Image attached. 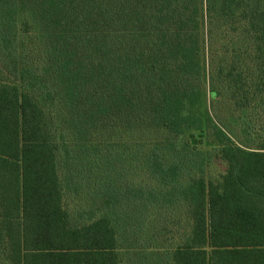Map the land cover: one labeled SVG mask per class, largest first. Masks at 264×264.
Wrapping results in <instances>:
<instances>
[{
    "label": "trees",
    "instance_id": "obj_1",
    "mask_svg": "<svg viewBox=\"0 0 264 264\" xmlns=\"http://www.w3.org/2000/svg\"><path fill=\"white\" fill-rule=\"evenodd\" d=\"M204 139L216 181L186 170ZM142 234L163 264H264V0H0V264H124Z\"/></svg>",
    "mask_w": 264,
    "mask_h": 264
},
{
    "label": "rangeland",
    "instance_id": "obj_2",
    "mask_svg": "<svg viewBox=\"0 0 264 264\" xmlns=\"http://www.w3.org/2000/svg\"><path fill=\"white\" fill-rule=\"evenodd\" d=\"M204 69L203 75L199 83V88L197 89V94L195 99L192 101L189 109L186 113V118L189 119L191 122L193 121L195 124L203 122L206 115L209 114L210 117L214 115L212 106L215 103L216 98H212L210 93L213 88L218 89L217 81L215 78V62L214 60L210 59L207 47L205 46L204 42ZM223 107V106H222ZM200 126V124H199ZM232 129L226 130V134L233 138L234 132H236V136L233 138L238 143H243V138L241 134L237 131L235 127H231ZM185 149L188 150L189 146L186 144L184 145ZM193 150L190 151L191 153L187 155L186 161V170H193L195 174L202 175L206 180H219L220 175L223 172V164L218 161L214 155L216 153V147L214 142L209 139H204L202 141L201 147L199 144L193 145ZM194 150L196 153L193 154ZM102 164V167L105 166L104 159L99 160ZM103 180V173L102 169L96 173L95 175V183L88 187L87 190L83 191L82 195H72L68 198L66 202L67 208L72 215V217H79L83 220L86 218V215L90 211L89 208L85 209L87 203L91 202L93 195L95 193L101 194V182ZM95 192V193H94ZM85 209V210H82ZM132 211V207H129L127 203L123 204L121 209H118V212L110 215L112 218L114 215L120 216L123 221L125 220L124 212L128 210ZM86 212V213H83ZM128 214H132L129 212ZM72 222H75L77 219L70 218ZM149 234L148 235H138L137 236V245L134 249L129 250L127 249L124 252L123 260L124 264H163L166 258L167 253V244L166 242L162 241H149ZM169 244H175L172 242H168Z\"/></svg>",
    "mask_w": 264,
    "mask_h": 264
}]
</instances>
